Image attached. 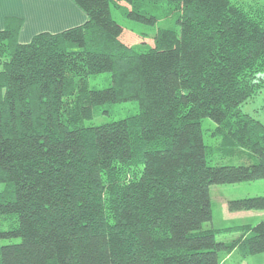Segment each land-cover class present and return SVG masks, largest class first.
<instances>
[{
	"label": "trees",
	"instance_id": "1",
	"mask_svg": "<svg viewBox=\"0 0 264 264\" xmlns=\"http://www.w3.org/2000/svg\"><path fill=\"white\" fill-rule=\"evenodd\" d=\"M75 1L83 24L28 43L22 18L0 29V239L20 238L0 245V264H225L223 253L239 264L263 252L264 217L204 226L211 185L264 178V123L241 110L264 75L263 18L233 0ZM112 5L145 24L174 19L135 34ZM106 71L110 85L91 88ZM129 100L136 114L85 123ZM205 117L247 163L210 164ZM228 209L264 210V195Z\"/></svg>",
	"mask_w": 264,
	"mask_h": 264
},
{
	"label": "rangeland",
	"instance_id": "2",
	"mask_svg": "<svg viewBox=\"0 0 264 264\" xmlns=\"http://www.w3.org/2000/svg\"><path fill=\"white\" fill-rule=\"evenodd\" d=\"M238 4L245 12L254 16L258 21L263 18L264 23V0H233ZM113 14L115 18L125 25L126 29H130L133 33L143 32L146 35H153L156 33L159 26L170 25L171 20L174 19L173 13L161 14L160 20L154 25L145 24L139 21H135L126 16L120 8L112 5ZM125 9V7H124ZM170 22V23H169ZM178 25H176V28ZM135 33V34H136ZM151 43V40H150ZM137 50H147L149 46L147 44H142L141 41L134 40L130 43ZM263 79L260 78L261 86L259 90L256 91L247 101L242 103V112L251 115L253 118L264 123V75ZM111 83V73L109 71L93 74L89 77V85L91 88H105ZM107 109V112L103 110ZM102 112L94 116L92 119H86V124H101L105 122H110L113 120H119L127 118L131 115L136 114L139 111V103L136 100L121 101L116 103H110L102 105ZM202 127L204 132V140L208 146V160L210 164H240L247 163L249 157L247 156L248 150L238 146H226L222 143V138L219 135L213 134V129L216 127V122L209 117L202 119ZM5 183H0V191L5 188ZM211 198H212V209H213V220L211 222H206L204 226H211L213 223L215 226H225L230 224H241L246 222V217L244 215H234L228 213L227 210V198H232L235 196H254V195H264V178L256 180H248L236 183H222L211 185ZM243 196V197H244ZM240 211V210H239ZM264 211V210H261ZM258 212V211H257ZM240 214V213H236ZM234 215V217H233ZM254 215V214H253ZM255 218L247 219L249 222H257L261 217L252 216ZM224 218L231 219L230 221H225ZM258 218V219H257ZM10 224V220L5 221L0 216V229L6 228ZM234 234L226 233L217 236L220 240H230L233 238ZM20 238H9L0 239V245L18 242ZM239 257L235 254L233 257H228L225 253L222 254V258L226 260L225 264H234V260ZM229 258V259H228ZM238 264V263H236ZM239 264H264V251L252 254L246 258L243 262Z\"/></svg>",
	"mask_w": 264,
	"mask_h": 264
},
{
	"label": "crops",
	"instance_id": "3",
	"mask_svg": "<svg viewBox=\"0 0 264 264\" xmlns=\"http://www.w3.org/2000/svg\"><path fill=\"white\" fill-rule=\"evenodd\" d=\"M11 16L20 17L23 20L18 34L21 43L30 42L38 33H58L69 27L83 24L88 19L86 11L75 0H0V29L5 27L7 18ZM227 199L229 200V198ZM226 208L228 213L244 215L246 222L255 220L252 216L264 217V211L261 210L230 211L228 203ZM237 212L240 214H236ZM224 219L225 221L231 220ZM247 219L252 220L248 221ZM225 254L228 257L233 255ZM223 261L226 262L224 259Z\"/></svg>",
	"mask_w": 264,
	"mask_h": 264
}]
</instances>
